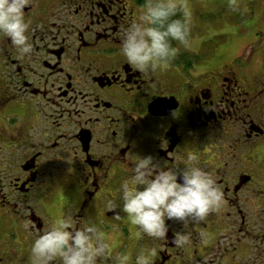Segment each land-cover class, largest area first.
<instances>
[{"label": "flooded vegetation", "instance_id": "1", "mask_svg": "<svg viewBox=\"0 0 264 264\" xmlns=\"http://www.w3.org/2000/svg\"><path fill=\"white\" fill-rule=\"evenodd\" d=\"M255 2L260 17L225 36L224 54L200 55L199 38L193 52L175 45L176 63L140 71L121 48L143 0H29L32 53L0 35V264H33V239L64 217L109 238L98 264L124 254L135 264L153 247L152 264H264V0ZM149 155L178 173L195 156L222 206L202 221L166 220V239L143 234L120 186ZM176 233L190 243L176 245Z\"/></svg>", "mask_w": 264, "mask_h": 264}, {"label": "clouds", "instance_id": "2", "mask_svg": "<svg viewBox=\"0 0 264 264\" xmlns=\"http://www.w3.org/2000/svg\"><path fill=\"white\" fill-rule=\"evenodd\" d=\"M28 3L29 0H0V35L9 38L21 56L33 51L29 35L31 21L25 17ZM227 3L234 9L240 7V0H227ZM190 38L188 0H145L138 19L125 30L121 51L130 65L145 71L167 66L180 51L172 42L188 47ZM178 176H182V181ZM141 185L142 189L138 187ZM120 191L122 210L131 224L138 226L143 234L160 240L167 238L166 220L202 221L224 202V193L212 175L198 166L195 156L188 157L180 173L164 170L150 155L140 157L134 165V174L123 181ZM108 207H114L111 201ZM72 223L68 217L55 219L47 231L35 236L31 245L33 264H52L57 258L60 264H98L111 255L110 240L97 225L74 229ZM23 227L29 229L30 222L25 221ZM174 243L189 244L190 236L176 233ZM156 255L155 247L142 250L135 256V264H152ZM115 259L117 264L130 261L127 254Z\"/></svg>", "mask_w": 264, "mask_h": 264}, {"label": "rangeland", "instance_id": "3", "mask_svg": "<svg viewBox=\"0 0 264 264\" xmlns=\"http://www.w3.org/2000/svg\"><path fill=\"white\" fill-rule=\"evenodd\" d=\"M188 4L191 12L190 45L185 47L178 43L177 46L193 52L195 51L193 43L199 38L205 39V46L199 51L200 55L208 54L209 51L214 52L216 56L224 54L230 47L231 40L230 37L225 36L229 35L233 29L247 23L251 18H255L256 15L259 18L263 11L261 6L255 10V0H240V7L235 9L228 6L227 0H188ZM143 8L144 5L142 10ZM214 33L218 35L213 40H209V35L212 36ZM0 231L6 234L3 228H0ZM10 243L15 248L22 245L16 239L11 240Z\"/></svg>", "mask_w": 264, "mask_h": 264}, {"label": "trees", "instance_id": "4", "mask_svg": "<svg viewBox=\"0 0 264 264\" xmlns=\"http://www.w3.org/2000/svg\"><path fill=\"white\" fill-rule=\"evenodd\" d=\"M144 2H145V0H143ZM178 16L180 15L179 13L177 14ZM173 43V46H175L178 42H176V41H173L172 42ZM170 62H172V63H176L177 62V57H175L173 60H171Z\"/></svg>", "mask_w": 264, "mask_h": 264}]
</instances>
